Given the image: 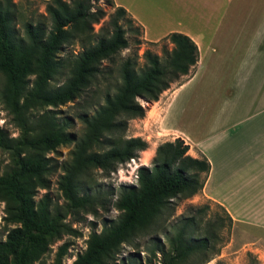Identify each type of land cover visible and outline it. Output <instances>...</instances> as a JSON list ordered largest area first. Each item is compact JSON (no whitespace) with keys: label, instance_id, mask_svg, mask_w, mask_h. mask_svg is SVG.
Returning <instances> with one entry per match:
<instances>
[{"label":"trees","instance_id":"1","mask_svg":"<svg viewBox=\"0 0 264 264\" xmlns=\"http://www.w3.org/2000/svg\"><path fill=\"white\" fill-rule=\"evenodd\" d=\"M40 1L48 23L24 22L18 35L14 29L16 3L0 0V75L4 80L0 104L17 131L16 136L10 137L0 127V151L8 159L0 173L2 220L15 225L0 241V264H34L62 236L77 234L66 223L67 216L76 220L79 212L94 213L90 197L80 193V176L89 169L108 175L146 150L143 139L123 137L127 120L142 119L145 115L146 108L137 99L156 102L171 84L179 85L192 75L198 58L195 44L179 33L163 38L171 47L162 50L161 57L144 50L140 68L136 67V53L129 54L118 65L114 93L106 95L92 115L80 116L83 130L75 139L67 132L70 122H59L47 109L72 101L101 74L102 63H113L129 47L125 28L135 23L112 0ZM104 9L111 13L94 32L93 26L105 16ZM129 34L139 37L141 28L136 25ZM134 42L140 44L139 40ZM74 44L80 51L71 54L68 79L51 89L49 82L64 65L58 57L61 48ZM35 111L38 113L34 115ZM69 144H73L69 159L61 165L57 180L64 205L53 204L47 194L36 199L38 190L48 189L47 176L53 170L46 155ZM188 149L178 138L159 144L151 166L137 169L136 185L119 189L114 202L120 212L118 219L99 233L91 232L84 251L70 264H111L118 247L150 223L169 200L199 194L209 163L203 156H189ZM225 217L230 225L231 220L226 214ZM194 226V216L180 220L167 240L168 249H157L160 264H180L192 253L208 247L206 237L191 236ZM67 247L66 243L60 245L50 264H63Z\"/></svg>","mask_w":264,"mask_h":264},{"label":"crops","instance_id":"2","mask_svg":"<svg viewBox=\"0 0 264 264\" xmlns=\"http://www.w3.org/2000/svg\"><path fill=\"white\" fill-rule=\"evenodd\" d=\"M112 1L143 41L179 33L195 44L192 75L147 104L141 122L156 139L178 138L189 156H203L200 195L264 238V0Z\"/></svg>","mask_w":264,"mask_h":264},{"label":"rangeland","instance_id":"3","mask_svg":"<svg viewBox=\"0 0 264 264\" xmlns=\"http://www.w3.org/2000/svg\"><path fill=\"white\" fill-rule=\"evenodd\" d=\"M16 3L14 29L20 35L24 22L44 21L48 23V17L44 12V4L40 0H13ZM100 6L103 7L101 3ZM104 18L93 26V31L97 32L101 25L107 21L110 9H104ZM125 28L126 39L129 47L122 50L113 63H102L101 74L70 102L48 108L54 113L59 122L67 120L70 124L67 132L78 139L83 130V125L79 118L82 115L90 116L103 103L106 95L114 93L118 85L117 70L122 59L129 54L136 53V67L142 66L141 55L148 49L159 57L162 50H169L170 45L159 40L154 44L142 40V36L135 37L129 34V30L135 28ZM142 34V33H141ZM139 40L140 44L134 41ZM80 51L77 44L63 46L58 57L63 60L64 65L49 82V87L55 89L61 86L69 77V61L72 60L71 54ZM32 79V77H30ZM4 83L0 75V89ZM178 82L170 85L168 90L177 86ZM167 91V90H166ZM137 102L147 108V102L138 98ZM38 112H34V115ZM9 116L0 104V127L10 136L17 135V131L9 122ZM152 130V128H151ZM155 134L151 135L141 119L127 120V128L123 134L124 138L139 137L146 141L147 149L139 152L135 159L121 164L116 169L107 174L97 169H89L78 179L81 194H87L91 199L90 209L78 213V219L74 216H67L66 223L77 232L73 236H62L61 239L52 243L48 251L34 264H50L54 258L57 248L66 243L67 252L62 260L63 264H70L78 254L85 248V241L91 232L99 233L104 227L118 219L120 214L114 207L119 189L123 186L136 185L137 169L141 166L150 167L155 148L163 143V139H156ZM158 136V135H157ZM150 138V139H149ZM167 141V142H171ZM73 144L59 146L46 156L51 160L52 172L48 174L47 180L49 187L47 190H38L36 199L47 194L53 204L63 206L64 202L57 189V180L61 174V165L68 161L69 152ZM8 163L7 155L0 151V173ZM170 202L161 208L159 213L145 227L136 230L131 234L127 241L122 243L114 252L111 264H160L161 255L158 248L168 249L167 240L172 237L180 220L184 217L194 216L195 226L190 230L191 236L195 238L206 237L208 247L198 250L188 256L180 264H264V238L258 237L253 233L244 231L232 223L228 225L225 213L215 203L203 198L200 193L188 199H171ZM4 205L0 202V241H2L7 231L15 225L5 224L3 218Z\"/></svg>","mask_w":264,"mask_h":264}]
</instances>
